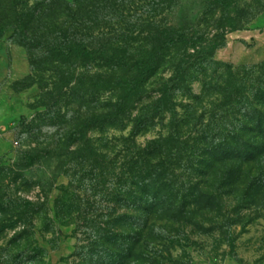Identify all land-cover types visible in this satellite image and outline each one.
<instances>
[{
	"label": "rangeland",
	"instance_id": "1",
	"mask_svg": "<svg viewBox=\"0 0 264 264\" xmlns=\"http://www.w3.org/2000/svg\"><path fill=\"white\" fill-rule=\"evenodd\" d=\"M181 67L175 114L158 112ZM138 69L143 89L117 114ZM261 119L264 0H0V264H121L116 233L142 226L144 189L174 216L124 264H264V191L196 170L211 139ZM172 135L176 174L139 176Z\"/></svg>",
	"mask_w": 264,
	"mask_h": 264
},
{
	"label": "trees",
	"instance_id": "2",
	"mask_svg": "<svg viewBox=\"0 0 264 264\" xmlns=\"http://www.w3.org/2000/svg\"><path fill=\"white\" fill-rule=\"evenodd\" d=\"M183 39L187 40L184 37L179 40ZM176 41L177 40L173 37V42L175 43ZM190 42H192V44L185 41V43H187V47L197 48L196 52L198 53H201L202 50L208 49V47H197V41L193 40ZM188 44L190 45L188 46ZM212 46L214 50L215 45ZM187 73H190L189 68L181 67L174 72L170 81L162 85L157 101V103L160 104L157 107L158 112L161 111L175 114L176 92L180 87L179 84L187 82ZM143 74V70L138 69L136 70L134 76L119 84L120 86L117 87L119 98L118 102L114 106L117 114L124 113L134 98L141 93L143 87L139 83V76L141 77ZM225 93L226 97L232 98L233 93L230 86L225 88ZM227 101H231V99H228ZM255 122V128L258 131L251 133L248 137H246V134L234 130L226 137L220 139L218 143H215V141H212L211 139L209 150L205 153V158L208 159L204 158L202 165L198 166L196 170L200 172L206 180H210L214 177L213 179L216 183L231 182L234 184L237 182L242 184L243 182V184H246V182L249 181V187L245 189L247 194H250L253 188H256L255 190L258 194L262 193L264 191V119L257 120ZM247 124H249V121L246 123V126ZM175 132L176 131H174V135H176ZM206 138L207 134L201 133L198 139L204 141ZM171 139H173V135L167 138H160L156 141V148L149 151L150 153L144 157V160L139 167V176L141 175L143 177H150L159 180L166 174V172L176 174V169L173 167L174 150L169 145ZM150 154H157L159 156V160L155 162L156 164L152 163L153 160L151 159ZM198 156L200 157V155H197L195 152L189 151V154L187 155V162L183 166V168H185L184 172H186L187 168L191 169L195 167L194 158H198ZM182 159L184 160V155L182 156ZM219 163L225 164L226 167L218 165ZM223 168L225 171H221ZM143 193L144 194H142L139 198V201L141 202L140 209L145 212L144 214L148 215L146 216V219L143 220L142 226L137 227L134 234H132V232L127 234L121 232L116 233L118 239H121L123 242V248L126 249V254L121 256V264H124L131 257H133L134 250L138 244L147 241L143 239V234L145 229L148 228L149 223L152 222L154 225L158 224L157 229L166 233L169 227V222H171L170 220H172L171 218L174 216L170 213L165 214V203L168 202L166 199L162 201L159 199L149 201L148 191L144 189ZM155 198H158L157 195ZM183 201L185 207L186 202L188 203V201H186V199H183ZM2 205L6 209L13 208L14 202L7 198L3 201ZM182 212L185 211L183 210L181 213ZM127 242L131 243L127 244ZM118 250H122V245L121 249Z\"/></svg>",
	"mask_w": 264,
	"mask_h": 264
}]
</instances>
